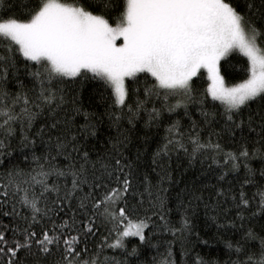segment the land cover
Returning a JSON list of instances; mask_svg holds the SVG:
<instances>
[{"label":"snow or ice","instance_id":"6c2138e0","mask_svg":"<svg viewBox=\"0 0 264 264\" xmlns=\"http://www.w3.org/2000/svg\"><path fill=\"white\" fill-rule=\"evenodd\" d=\"M232 53L246 62L243 78L230 84L225 62ZM201 79L207 86L198 92L194 86ZM90 83L101 100L111 101L100 116L78 103V89ZM208 98L211 110L204 107ZM190 104L200 105L202 124L222 122L223 127L201 142L196 121L187 133L179 120L170 124L153 153L161 181L169 175L163 161L171 152L183 150L190 159L211 153L213 163L223 160L218 181L241 166L245 170L238 188L229 181L227 188L208 194L213 206L234 213L242 224L246 218L264 219V188L252 196L245 191L255 184L256 170L248 162L255 157L264 162V0H0V205L11 204V212L2 214L13 218L0 222V264H128L109 257L105 249L136 256L138 246L129 249V238L143 245L151 244L153 231L189 232L187 210L204 199V188L185 190L187 204H177L184 212L176 228L168 217L172 209L159 195L152 196L145 176L150 199L140 215L144 198L133 185V162L124 156L127 135L110 137L111 146L96 159L89 137L97 136L105 115L119 131L121 120L132 125L142 111L146 126L158 125L164 111L183 108L188 116ZM81 115L82 124L77 122ZM38 116L45 119L33 133ZM221 132L229 135L235 151L211 140ZM17 135L20 148H33L28 167L10 159ZM37 138L47 149L40 155ZM57 157L64 162L54 163ZM260 176L264 178V166ZM98 221L110 225L109 235H102L90 251L89 238L100 231ZM261 233L248 228L235 244L225 241L238 257L232 264H264ZM253 240L259 241L256 250L248 247ZM171 256L169 247L159 264H176ZM193 264L213 262L197 255Z\"/></svg>","mask_w":264,"mask_h":264},{"label":"trees","instance_id":"16d2710c","mask_svg":"<svg viewBox=\"0 0 264 264\" xmlns=\"http://www.w3.org/2000/svg\"><path fill=\"white\" fill-rule=\"evenodd\" d=\"M258 2V0H257ZM246 62V58L239 53H232L226 58L225 66L228 67L231 75L226 76L228 83L238 82L243 78L241 73V67ZM23 78V77H22ZM26 82H27V78ZM206 83L201 79L194 86L198 92H202L206 88ZM95 85L90 83L85 85L83 89H78V103L82 106L83 110L89 113H95L100 116L105 112L107 104L111 101L105 97L101 100L99 90L94 91ZM141 99H143V84L140 86ZM9 89L15 92L17 88L14 83L10 81ZM133 99H135L133 97ZM205 104L211 110V100ZM131 102V101H130ZM218 105V102H215ZM160 107V104H156ZM149 109L152 104H148ZM200 107L198 104L189 105V115H184L183 108H179L174 113L164 111L162 113L159 124H153L146 126L145 121L147 115L141 112V118L134 121L132 125H129L127 118L121 120L119 124V131L116 125H113L105 115L102 117V122L99 123L97 136L89 137V148L95 146L91 155L93 159H96L97 155L104 157L105 148L110 147L109 138L116 137L120 132H124L128 137L124 156L127 160L133 162V185L141 192H143L144 206L140 210L139 214L144 215V209L148 207L149 194L144 192V178L147 176L148 183L151 185L150 191L152 196L159 195L165 203L166 208H171L172 212L168 214L171 226L176 228L180 227V218L184 210L177 207L180 200H183L187 204V195L185 190L192 187L204 188V199L199 202H193V206L187 210V216L190 221V231L186 233L176 232L175 235L172 232L153 231L151 237V244H139L137 238H129V249L133 244L138 246V255L126 256L120 250L105 249V253L109 256H115L120 261L127 259L128 264H159L166 255L169 247L172 250L171 259L175 260L176 264H193L195 257L199 255L206 262H213V264H232V261L237 259V255L234 249L230 250L226 247L225 241L231 240L234 244L237 240H241L244 231L248 228H252L257 233H261V225H264V219L256 217L254 220L249 221L247 218L243 224L239 219H234V213L230 212L225 214L224 212L213 206V199H209V193L215 192L216 188L229 186V181L232 184L239 187L238 181L242 182L245 176V170L241 166L238 172H229L228 178L225 181H218L217 177L224 169L221 167L223 160L218 157L220 163H213L211 160V153L197 154L194 159H190L183 150H178L170 153V159L163 161L166 171L169 174L163 181L161 176L163 175L161 168L158 164H153V153L156 152L158 146L164 143V137L167 132V128L174 121L179 120L181 124V131L187 133L191 130V122L194 120L197 122V131L200 133L201 142H206L209 139L210 131H220L223 127L222 122L219 124H213L211 127L202 124L203 117L197 110ZM255 107V105H253ZM217 111L222 109L217 108ZM45 117L38 116L34 121L32 132L34 133L39 129L40 123L43 122ZM77 122L84 123L83 116L77 117ZM239 133L237 132V136ZM211 140L214 143H220L225 151H235L236 145L229 138V135L225 132H221L220 136L213 135ZM19 137L13 140V147L15 149L13 156L10 158L13 163L19 164L20 167H28L31 163V152L33 148H20ZM189 152L191 151V145L186 142ZM36 154L40 155L42 152H47V149L40 145L39 138H37V145L35 148ZM29 156V161L25 162L23 155ZM55 155V152H53ZM207 157V158H206ZM5 163L8 161V157H5ZM63 157H57L54 163L62 164ZM250 166L256 170L255 172V184L246 185L245 191L249 196H252L257 188H264V178L260 176V169L264 166V162L259 157L251 159ZM3 171V169H0ZM215 185V188L213 187ZM207 186V187H205ZM157 188L163 189L157 192ZM139 199V197H137ZM258 199V197H257ZM208 207H205V205ZM228 207V205H224ZM11 204L8 206L0 205V222L8 224L12 221L11 216H4L3 211L11 212ZM227 216V218H226ZM247 217V214H246ZM152 219L157 223H160L157 217L153 216ZM232 219L233 224H229L228 220ZM98 223H100L98 221ZM110 225H104L100 223V231L96 233L95 237L89 238V249H94L95 244L100 242L101 236H108V228ZM151 230V229H149ZM146 230V231H149ZM264 234V233H261ZM115 234H111V239ZM259 241L253 240L249 242L248 247L256 250ZM152 245H155L153 247ZM182 253H186L182 255ZM23 255V253H21ZM242 259L243 257H239Z\"/></svg>","mask_w":264,"mask_h":264}]
</instances>
